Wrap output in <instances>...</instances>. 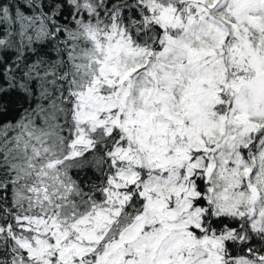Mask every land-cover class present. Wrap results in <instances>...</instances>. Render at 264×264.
Returning <instances> with one entry per match:
<instances>
[{
    "label": "snow or ice",
    "instance_id": "6c2138e0",
    "mask_svg": "<svg viewBox=\"0 0 264 264\" xmlns=\"http://www.w3.org/2000/svg\"><path fill=\"white\" fill-rule=\"evenodd\" d=\"M0 264H264V0H0Z\"/></svg>",
    "mask_w": 264,
    "mask_h": 264
}]
</instances>
